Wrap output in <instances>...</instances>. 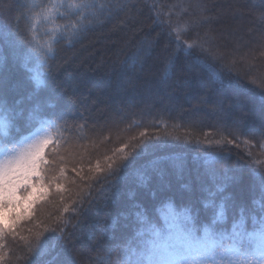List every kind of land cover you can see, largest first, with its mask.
Returning a JSON list of instances; mask_svg holds the SVG:
<instances>
[{
  "label": "snow or ice",
  "instance_id": "6c2138e0",
  "mask_svg": "<svg viewBox=\"0 0 264 264\" xmlns=\"http://www.w3.org/2000/svg\"><path fill=\"white\" fill-rule=\"evenodd\" d=\"M175 7L181 9L176 21L171 18L154 20V24L166 30L176 45L167 58L169 65L182 52L196 67L208 71L213 79H219L225 71L233 73L237 61L234 55L229 60L221 51L210 27L218 21L206 15L215 10V5L209 7L196 0V3H182ZM126 8L128 5L123 0H0V49L11 52L12 60L31 74L29 80L35 86L28 95L13 98L10 102L7 94L15 89V85L8 88V79L0 72V240L8 236L15 239L19 235L20 223L33 215L35 204L45 199L53 185L58 192L66 191L57 181L65 179L69 158L82 164L88 151L85 146L70 145L69 137L64 135L72 127L68 122L70 113L62 103L64 93L54 97L55 103H49L37 91L43 82L44 68L50 67V61L55 59L56 45L66 40L71 46L85 33L103 26ZM58 21L66 23L59 24ZM131 39H135V33ZM155 42L142 40L129 58L131 63L125 62L128 66L122 69V75L128 77L124 81L128 86L135 88L144 78ZM252 44L264 48V23ZM244 46L249 45L245 42ZM237 51L239 45L234 47L233 53ZM7 61L6 55L0 63L6 64ZM216 64L220 65L219 69L215 68ZM248 71L251 73L252 67ZM235 78L239 83V73ZM249 82L259 87L264 97V76H250ZM218 103L219 138L211 132L204 133L203 139L193 136L191 131L183 135L176 132L149 133L144 125L145 130L138 135L123 138L118 134L119 146L97 158L94 165L89 158L90 175L84 173V167H73L72 172L85 183L79 186L76 198H70L71 209L64 204L63 211L71 210L72 215L66 220L58 217L62 224L58 229V239L64 241L62 251L75 250L80 224L77 209L83 208L85 200L92 203L97 198L110 199L129 169L135 170L140 183L155 178L162 189L171 185L173 176H182L189 170L183 150L157 154L167 148L171 140L195 143L198 152L203 154L202 163H197L195 170L210 181L204 201L205 207L211 210V218L197 226L190 206L177 212L171 209L170 202L165 204L169 207V214L162 226L151 222L145 213H137V226L133 231L103 252L97 251L90 256L92 264H264V115L259 125L246 127L241 120L223 112L222 100ZM116 111L121 115L111 124L118 128L124 120V110ZM199 122V117L193 116L188 123L198 127ZM84 126L76 125L77 128ZM151 126L157 127L155 124ZM140 127L139 121L132 120L119 132H131ZM103 139L106 141L109 137ZM229 146H243L250 163L244 165L239 159L221 162L220 154ZM254 146L261 149L259 157L252 151ZM81 147H84V153L80 152ZM146 156L152 159L141 164ZM246 174L252 177L249 188L259 192L258 198L252 200L253 205L259 203L258 209L224 196L227 184H240ZM64 199L61 196V202ZM229 207L239 209L230 229L223 223L227 220ZM20 239L25 242L26 264H36V258L47 254V237L35 245L27 237L20 236ZM3 259L4 254L0 252V261ZM42 264H51V261L45 260ZM64 264L73 262L66 259Z\"/></svg>",
  "mask_w": 264,
  "mask_h": 264
},
{
  "label": "trees",
  "instance_id": "16d2710c",
  "mask_svg": "<svg viewBox=\"0 0 264 264\" xmlns=\"http://www.w3.org/2000/svg\"><path fill=\"white\" fill-rule=\"evenodd\" d=\"M188 2L196 3V0H123L128 8L114 15L109 22L94 27L71 46L66 40L56 45L55 59L50 61V67L44 68L43 82L37 91L49 103H55L54 97L64 93L62 103L70 113L68 122L72 125L64 135L69 137L70 145L79 144L88 151L82 164L69 158L65 179L57 181L64 185L66 191L58 192L53 185L45 199L35 204L33 215L20 223L17 228L19 235L15 239L8 236L0 240V252L4 254L0 264H26L25 242L20 236L27 237L33 245L45 241L47 237V254L36 258V264L45 260L51 261V264H64L66 259H71L73 264H92L90 256L97 251L103 252L133 231L137 226V213H145L157 226L164 225L165 216L169 214L166 202H170L171 209L177 212L184 206H190L197 226L211 218V210L205 207L204 201L207 195L205 189L210 181L195 170L197 163H202L203 154L198 152L195 143L170 140L169 146L157 154L183 150L189 162L188 171L182 176H173L171 185L162 189L155 178L140 183L135 170L129 169L110 199L97 198L92 203L85 200L83 208L77 209L76 217L80 224L74 251H62L64 241L58 239V229L62 226L58 217L66 220L72 215L71 210L63 211L64 204L71 209L70 198L75 199L79 186L85 183L72 172V168L84 167V173L90 175L87 167L89 158L94 165L97 158L118 147V134L123 138L138 135L147 125L149 133L159 131L161 134L176 132L183 135L191 131L193 136L203 139L204 133L211 132L219 138L217 120L220 111L218 102L221 100L224 113L241 120L246 127L259 125L264 115V97L260 88L251 84L249 79L250 76H264V48L252 44L264 23V0H200L209 7L215 5L214 11L206 13L218 21L210 26L212 34L229 60L234 55L237 61L233 73L225 71L219 79H213L208 71L196 67L182 52L177 54L173 64L168 63L167 58L176 45L166 30L154 24V20L171 18L176 21L181 9L175 6ZM134 33L135 39H131ZM142 40L156 42L144 78L133 88L124 83L128 77L122 75V69L128 66L126 61L131 63L129 58ZM245 42L248 47L244 46ZM237 45L239 51L233 53ZM6 55L8 61L0 63V72L7 77L8 88L15 85V89L7 94L11 102L13 98L28 95L35 86L29 80L31 74L19 62L12 60L11 52L0 49V61ZM219 67V64L215 65V68ZM250 67L251 73L248 71ZM237 73L239 83L235 78ZM117 109L124 110V120L118 128L111 124L114 118L119 119L121 115ZM193 116L199 117L198 127L188 123ZM132 120L139 121L142 127L120 133L119 130ZM106 122L108 124L104 126ZM152 124L157 127H152ZM76 125L85 126L77 128ZM104 137L109 139L105 141ZM84 151L81 147L80 152ZM252 151L259 157L261 149L258 146H254ZM150 159L151 156H146L140 163L146 164ZM220 159L221 162L239 159L244 165L250 163L243 146H229L220 154ZM251 183L252 177L246 174L240 184H227L224 196L258 209L259 203L253 205L252 200L258 198L259 192L249 188ZM61 196L65 198L63 202ZM238 212V208L229 207L227 220L223 222L225 228H231Z\"/></svg>",
  "mask_w": 264,
  "mask_h": 264
}]
</instances>
